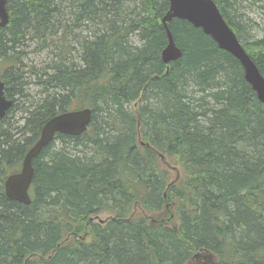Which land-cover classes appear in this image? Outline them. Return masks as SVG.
<instances>
[{"label":"trees","instance_id":"obj_1","mask_svg":"<svg viewBox=\"0 0 264 264\" xmlns=\"http://www.w3.org/2000/svg\"><path fill=\"white\" fill-rule=\"evenodd\" d=\"M212 1L264 78V34L248 40L239 12L264 0ZM7 11L0 80L6 115L23 116L15 133L0 120V264H264V104L236 58L173 19L182 55L162 63L168 0H9ZM82 27L93 31L72 35ZM47 42L50 65L24 72L27 45ZM33 82L41 97L25 106ZM74 109L91 111L87 131L57 134L33 160L29 205L7 199L5 177L41 128Z\"/></svg>","mask_w":264,"mask_h":264},{"label":"water","instance_id":"obj_2","mask_svg":"<svg viewBox=\"0 0 264 264\" xmlns=\"http://www.w3.org/2000/svg\"><path fill=\"white\" fill-rule=\"evenodd\" d=\"M8 1L0 0V28L8 22ZM173 19L187 21L192 27L199 28L203 34L216 43L220 50L236 58L242 67L244 80L255 93L258 102L264 104V78L212 0H168V11L161 19L166 34V45L160 52V59L166 65L175 62L182 55L168 27ZM12 104L13 101L5 95V84L0 80V120L5 117ZM90 122L91 111L89 109L61 113L48 120L41 128L37 141L24 155L20 170L5 178L4 196L22 205H29L31 203L29 190L34 173L33 160L45 146L52 142L55 135L80 136L87 131ZM111 219L112 217L109 216V220ZM93 220H98V218L89 219V221ZM153 222L155 221L152 220L151 223ZM23 264H27V261Z\"/></svg>","mask_w":264,"mask_h":264},{"label":"rangeland","instance_id":"obj_3","mask_svg":"<svg viewBox=\"0 0 264 264\" xmlns=\"http://www.w3.org/2000/svg\"><path fill=\"white\" fill-rule=\"evenodd\" d=\"M247 2L241 3L245 6V9L240 8L239 12L241 14H243V16L245 18L249 19V21L246 22V24L248 23L249 27L247 28L245 36L248 40H250V39L252 40L255 38H259L264 34V10L259 9L257 7L256 3L248 4L249 2L248 3ZM66 19L68 20V17ZM92 31H93V28L89 30V29H86L85 27H82L81 29L74 31V33L72 35L76 36V38H77V36H81V37L85 36L86 37V36H89ZM66 39H67L68 45H70L73 48L72 56H73V61L76 63L79 60L77 57V52L79 49V43H77V41H74L72 36H68ZM130 40L133 44H138V40L136 37L131 36ZM27 46L28 47H26V50H24V54L21 55L22 56L21 57L22 63H21V65L19 64V66L22 67V70L24 72H27L28 68H31V67L41 70V68H45L46 66L50 65V63L53 59V53L51 51V49L53 47L51 46V43L47 42L46 45L39 46V47H36V46H38V44L29 43ZM2 68H3V66H0V78L1 79H2V75H1ZM26 76H27L29 81L34 80L33 75L27 74ZM25 94L30 95V96L25 95V97L23 99H20L23 102L27 101V104L25 106H28L30 104L29 102L32 99L35 102V98L38 99L41 97L40 88L35 86V82H33V84H29V86L26 88ZM15 103L14 104L16 106H18L19 109L23 108L22 106H20V105H23V103H20V105L18 104V101H16ZM22 116H23L22 113L18 110L16 113L9 112L4 117L7 124L11 125L12 128L14 129L13 133H15L17 131L16 128L20 127V125L22 124V120H21ZM157 162H159V161L157 160ZM164 164H165V162L160 164L162 169H163ZM175 177H179L177 172L176 171L170 172V180L172 178H175ZM105 218H106V216H99V219H101V220H104ZM211 260L212 259L209 258V261H211Z\"/></svg>","mask_w":264,"mask_h":264},{"label":"bare ground","instance_id":"obj_4","mask_svg":"<svg viewBox=\"0 0 264 264\" xmlns=\"http://www.w3.org/2000/svg\"><path fill=\"white\" fill-rule=\"evenodd\" d=\"M33 168V167H32Z\"/></svg>","mask_w":264,"mask_h":264}]
</instances>
